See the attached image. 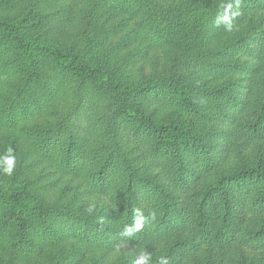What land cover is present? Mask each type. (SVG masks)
I'll list each match as a JSON object with an SVG mask.
<instances>
[{
    "label": "trees",
    "instance_id": "1",
    "mask_svg": "<svg viewBox=\"0 0 264 264\" xmlns=\"http://www.w3.org/2000/svg\"><path fill=\"white\" fill-rule=\"evenodd\" d=\"M86 2L61 34L0 0V264H264V0ZM105 10L179 46L168 65L134 78Z\"/></svg>",
    "mask_w": 264,
    "mask_h": 264
},
{
    "label": "rangeland",
    "instance_id": "2",
    "mask_svg": "<svg viewBox=\"0 0 264 264\" xmlns=\"http://www.w3.org/2000/svg\"><path fill=\"white\" fill-rule=\"evenodd\" d=\"M84 1V3H83ZM41 0L42 12H50V16L55 18L57 29L61 34L72 32L78 27L77 12H82V8L88 11L86 0ZM83 10V11H84ZM107 12V13H103ZM98 15L105 18L106 27L114 30V35L110 37L109 45L113 46L122 43L124 49L120 53V60H130L137 53L135 61L126 66L134 78L141 80L148 78L153 73L162 71L169 63L171 56L179 46L170 45L161 48L151 47L146 41L141 39L134 27L133 19L118 11H99ZM99 19V18H98ZM228 34H215L211 30L206 35L205 45L208 47L222 46L227 42ZM7 144L0 145V156L5 154ZM8 258V253L0 249V260Z\"/></svg>",
    "mask_w": 264,
    "mask_h": 264
},
{
    "label": "clouds",
    "instance_id": "3",
    "mask_svg": "<svg viewBox=\"0 0 264 264\" xmlns=\"http://www.w3.org/2000/svg\"><path fill=\"white\" fill-rule=\"evenodd\" d=\"M238 14V11H232L231 4L225 6L222 19L226 22V27L229 31H231L232 29L231 17ZM15 163L16 157L13 154V150L11 148H8L6 153L3 156H0V165H2V171L9 176L12 175ZM89 211H92V209L90 208ZM136 212L138 213V215L134 225L131 227L126 226L123 230L122 235L131 236L134 231H139L143 227L144 217L142 214H139V209H137ZM149 260L150 256L147 253H142L135 261V264H149ZM161 264H167V262L162 259Z\"/></svg>",
    "mask_w": 264,
    "mask_h": 264
}]
</instances>
